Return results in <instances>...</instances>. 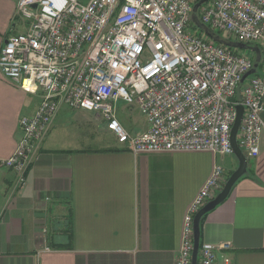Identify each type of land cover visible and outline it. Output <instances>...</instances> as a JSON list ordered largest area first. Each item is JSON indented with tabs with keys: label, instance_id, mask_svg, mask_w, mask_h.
Wrapping results in <instances>:
<instances>
[{
	"label": "built area",
	"instance_id": "1",
	"mask_svg": "<svg viewBox=\"0 0 264 264\" xmlns=\"http://www.w3.org/2000/svg\"><path fill=\"white\" fill-rule=\"evenodd\" d=\"M201 0H18L24 32L0 50L4 80L39 97L31 117L20 121L18 147L1 165L26 186L35 151L52 131L60 110L94 112L119 144L135 155L210 153L233 156L231 131L243 107L237 142L247 160L260 155L264 133L262 69L246 52L191 32ZM200 22L247 47L264 42V0H210ZM136 105L147 128L128 132L118 119L120 102ZM227 178L216 165L184 220L175 264H192L196 214L223 190ZM203 244L198 264H218L222 250ZM224 264H233L224 259Z\"/></svg>",
	"mask_w": 264,
	"mask_h": 264
},
{
	"label": "crops",
	"instance_id": "2",
	"mask_svg": "<svg viewBox=\"0 0 264 264\" xmlns=\"http://www.w3.org/2000/svg\"><path fill=\"white\" fill-rule=\"evenodd\" d=\"M17 4L0 0V50L24 30ZM245 52L255 62L262 59L264 42ZM39 103L0 73V264H175L192 202L216 165L228 178L238 159L185 152L135 155L107 126L88 132L89 125L69 124L71 109L63 107L32 156L26 186L15 190L17 174L1 162L15 153L20 121L33 116ZM71 111L87 122L82 111ZM201 240L230 245L218 264L224 259L264 264V133L247 174L206 215Z\"/></svg>",
	"mask_w": 264,
	"mask_h": 264
},
{
	"label": "water",
	"instance_id": "3",
	"mask_svg": "<svg viewBox=\"0 0 264 264\" xmlns=\"http://www.w3.org/2000/svg\"><path fill=\"white\" fill-rule=\"evenodd\" d=\"M209 1L210 0H201L199 3L195 5L193 9V18H192L194 25L198 29H200L208 38H210L211 40H213L219 45H222L230 49L246 50L247 49L246 45L241 44V43H233V42H230L229 40H224L200 22L198 18L199 9L204 4L208 3ZM260 62H261V56L259 55L256 61V64H255L254 70L248 73L245 76L244 80H246L248 77L253 76L257 73V69L259 68ZM243 115H244L243 107H238V116H237L236 122L231 131V145L234 150V155L239 161V167L229 177L223 190L217 195V197L213 199L212 201H210L209 203H207L195 216V219H194V252H193L192 264H198V260H199V251L201 247V221L202 219L207 214L215 210L218 206L223 204L230 197L232 190L234 189L238 181L247 174L248 160L246 156L243 154L237 142L238 133L240 130L241 123L243 121Z\"/></svg>",
	"mask_w": 264,
	"mask_h": 264
},
{
	"label": "rangeland",
	"instance_id": "4",
	"mask_svg": "<svg viewBox=\"0 0 264 264\" xmlns=\"http://www.w3.org/2000/svg\"><path fill=\"white\" fill-rule=\"evenodd\" d=\"M200 15V13L198 12V16ZM20 27L22 29L23 22L20 20ZM21 32H24V30H22ZM191 32L196 33L197 35H202V31L200 29H198L194 23L191 25ZM216 34L218 36H220L222 39L224 40H229L230 42L233 43H238V41L236 40L235 37H229L227 35V33L225 32H219L216 31ZM235 50V49H233ZM246 50H243L242 52H245ZM262 71L261 68H259L258 73H260ZM67 109V108H66ZM117 109H118V119L120 120V122L122 123V125L124 126V128L130 132V133H138L141 129H144L147 127V122L145 117L141 114V112L139 111L138 107L136 105H132L129 106L127 104H125L124 102H120L117 105ZM81 112L82 114H86L87 115V122H83L81 121L82 117L81 115L75 116L76 114H74V112H72L71 110H69V114H67V116L69 117L70 115L73 116V118L68 120L69 124H74L76 125V127L78 126L80 129V126L84 127L89 125V128L86 127L88 132H91L93 129L96 130L97 126H100L101 128H105L106 123L102 120V119H96L95 116L96 114L94 112ZM95 115V116H94ZM78 117V118H77ZM64 122H66V120H64ZM67 124V123H66ZM85 129V128H83ZM109 139L113 140L112 137H109ZM233 159H236L235 155L232 156Z\"/></svg>",
	"mask_w": 264,
	"mask_h": 264
},
{
	"label": "trees",
	"instance_id": "5",
	"mask_svg": "<svg viewBox=\"0 0 264 264\" xmlns=\"http://www.w3.org/2000/svg\"><path fill=\"white\" fill-rule=\"evenodd\" d=\"M249 161V160H248ZM232 174H230L227 178V180L229 179V177L231 176ZM252 178L255 179V175L252 173ZM206 217V216H205ZM205 217L202 219L201 221V237H202V233H203V224H204V220H205ZM69 233H70V243H71V240H72V210L70 209V216H69ZM203 245V242L201 240V246ZM69 246V245H68ZM68 248H71V245L68 247Z\"/></svg>",
	"mask_w": 264,
	"mask_h": 264
}]
</instances>
